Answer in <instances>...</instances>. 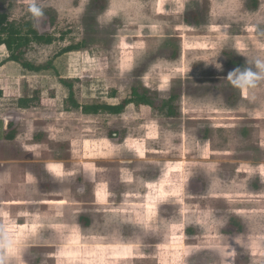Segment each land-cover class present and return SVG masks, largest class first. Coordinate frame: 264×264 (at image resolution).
Segmentation results:
<instances>
[{"label":"rangeland","instance_id":"rangeland-1","mask_svg":"<svg viewBox=\"0 0 264 264\" xmlns=\"http://www.w3.org/2000/svg\"><path fill=\"white\" fill-rule=\"evenodd\" d=\"M2 10L55 38L25 52L53 64L32 110L20 114L19 93L0 92L1 112L14 116L0 126L4 264H264V69L253 88L227 79L264 64V0H0ZM61 78L82 105L121 113L72 111L71 122L47 124L42 99L70 106ZM10 132L22 138L8 141ZM36 133L45 139L35 164L16 150Z\"/></svg>","mask_w":264,"mask_h":264},{"label":"crops","instance_id":"crops-1","mask_svg":"<svg viewBox=\"0 0 264 264\" xmlns=\"http://www.w3.org/2000/svg\"><path fill=\"white\" fill-rule=\"evenodd\" d=\"M9 51L7 49V47L5 45H0V92L4 94H7V92H11L15 95H18L19 93V97H18V109L21 110L22 114L23 112H26L27 110L30 111L32 110V103L30 102L27 106H20L19 104V99H32L35 96H37L36 98H40L41 94L43 93V90L41 88L40 83H42V75L40 72H36V73H31L28 70H25L19 63L15 62V61H10L8 60L9 58ZM44 71V70H42ZM31 75V77H29ZM34 76V77H33ZM28 77V78H25ZM15 82V83H14ZM58 82V81H57ZM57 82H55V79L53 78H49V90H56L59 89ZM11 83H13L12 85H10ZM62 84V83H61ZM59 83V85H61ZM62 86V85H61ZM59 91V90H58ZM57 91V92H58ZM23 92H29L28 95H23ZM65 91L61 90V96H64ZM33 93V94H30ZM31 97V98H30ZM66 98V96H65ZM80 102V101H79ZM41 104L44 106L43 110L45 112L46 109H49L50 111L47 113V117L45 118L47 124H52L54 123L52 120H55V118L58 117V119L64 118L65 122H71L70 119H68L67 117L69 116V111H66L65 109L63 110H59L58 108L61 106L62 102H59L56 99H50V101L48 102L47 98L42 99ZM33 109H37V107H33ZM0 113L2 114V116H0V126H3V129L5 130L7 128V126L9 125L10 122H12V120L14 119V116H7L4 115L1 112V108H0ZM0 114V115H1ZM68 114V116H67ZM63 116V117H62ZM98 115L95 114H91V115H85L83 113H79L78 117H81V119L83 118H87V117H96ZM22 117L19 116L17 119H21ZM50 118H54V119H50ZM17 130V127L15 129V131ZM48 130V129H47ZM47 130H44V132L47 133ZM62 136H61V140L67 138V135L69 134L67 127L62 131ZM41 134L40 133H36L35 136H33V143L30 144L29 146L23 145L24 148L23 149H17L16 150V154H20L22 152V154L28 153L30 154V157L32 158L29 162H35V164L38 161H41L40 159H38V156H40L44 151L41 148V142H43V140L45 139L44 137H39ZM6 138V136H5ZM22 138L21 134L15 133V137L12 139H8L6 138L8 141H16L18 139ZM44 138V139H43ZM43 139V140H42ZM58 140V139H56ZM18 159H16L17 161ZM44 162L46 161V169L48 170V172L54 174V175H58V177H61V174H64V169H65V164L63 163L62 165L60 164H56L57 166L54 167L55 164H53L54 160H43ZM18 162V161H17ZM20 164V163H19ZM32 163H30L31 165ZM66 172V171H65ZM27 172L24 175L27 179H29V177L27 176Z\"/></svg>","mask_w":264,"mask_h":264},{"label":"trees","instance_id":"trees-1","mask_svg":"<svg viewBox=\"0 0 264 264\" xmlns=\"http://www.w3.org/2000/svg\"><path fill=\"white\" fill-rule=\"evenodd\" d=\"M252 9L258 8V3H254ZM36 40L38 42H43L46 44H52L55 41V38L51 35L40 34L37 29L34 28L33 24L30 21L27 22H18L12 20L10 14L2 10L0 11V45H5L10 53L8 60L15 61L19 63L25 70L40 72L42 70H47L53 67L51 62H48L46 65H35L32 62L28 61L25 58V52L30 43ZM83 47L81 43L72 44L67 47L62 48L56 56H60L64 53L80 50ZM226 54L229 55V51H226ZM229 65L236 66L241 68L244 66L242 61L232 58L228 62ZM61 82L66 85L69 89V96L67 98V103L69 107H66L65 110L72 112H82L85 115H99L103 113H110L118 115L123 109V105H111L106 103L91 104V105H82L76 98V91L74 89V83L68 79L61 78ZM175 101V97L168 99V102L165 103V107L170 116L174 112V106L172 105ZM29 99L21 98L19 99L20 106H27ZM140 103V101H138ZM148 104V103H143ZM11 123L9 124V126ZM15 137L14 132L7 134L6 138L12 139ZM259 186V185H258ZM261 187V186H260ZM82 219V218H81ZM82 222V221H81ZM233 225L236 226L235 223ZM239 230H242L244 226H236Z\"/></svg>","mask_w":264,"mask_h":264},{"label":"clouds","instance_id":"clouds-1","mask_svg":"<svg viewBox=\"0 0 264 264\" xmlns=\"http://www.w3.org/2000/svg\"><path fill=\"white\" fill-rule=\"evenodd\" d=\"M30 10L37 17H40L43 14L42 10L35 3L32 4ZM255 65L258 71L254 72L251 70V68H247L244 70L234 69L228 73L227 79L234 87L240 88L242 90L253 88L256 86L257 80L261 78V70L264 69V64H262L260 61H256ZM215 68L217 71L223 70L222 66L215 65ZM8 247L9 250H11L10 245ZM0 264H4V262L0 260Z\"/></svg>","mask_w":264,"mask_h":264}]
</instances>
